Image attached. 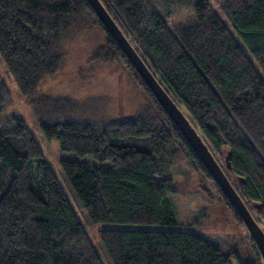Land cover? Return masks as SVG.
<instances>
[{
	"label": "trees",
	"instance_id": "obj_1",
	"mask_svg": "<svg viewBox=\"0 0 264 264\" xmlns=\"http://www.w3.org/2000/svg\"><path fill=\"white\" fill-rule=\"evenodd\" d=\"M100 1L264 230V78L243 48L264 73V0ZM80 28L104 39L87 62L120 66L141 92L130 118L86 119L73 98L40 91L61 71ZM0 57L48 140L110 163L62 161L91 222L155 227L101 229L113 264H264L234 206L87 0H0ZM11 104L0 81V264H104L23 118L4 116ZM183 163L211 184L238 225L226 241L178 223L171 196L179 186L168 174Z\"/></svg>",
	"mask_w": 264,
	"mask_h": 264
},
{
	"label": "rangeland",
	"instance_id": "obj_2",
	"mask_svg": "<svg viewBox=\"0 0 264 264\" xmlns=\"http://www.w3.org/2000/svg\"><path fill=\"white\" fill-rule=\"evenodd\" d=\"M217 11L224 18L221 12ZM223 20L229 26L227 21ZM73 40L74 43L66 48L67 61L63 64L61 71L46 80L40 91L46 95L73 98L79 102L81 112L84 113L82 117L86 119L95 118L93 112L103 114L102 116L113 120L127 119L133 116L136 108L141 104V92L132 84L126 71L114 63L89 64L87 62L94 49L103 44L102 32L93 28H80L75 33ZM243 48L264 78V73L256 60L244 46ZM0 81L7 85L12 96V104L3 111L4 116L16 115L23 118L62 189L71 201L102 262L113 264L101 242L99 236L101 229L155 227L91 222L64 174L62 161L88 162L106 169L111 167L110 163L98 162L90 156L80 157L75 153L63 150L59 141L48 140L33 117L32 105L21 94L1 57ZM168 175H172L178 182L179 192L172 195L171 200L176 219L182 227L214 242L226 241L232 234L239 232L240 229H238V225H235L233 216L220 202V198L215 194L211 184L189 169L186 163L174 167ZM232 264H234V260H232Z\"/></svg>",
	"mask_w": 264,
	"mask_h": 264
},
{
	"label": "water",
	"instance_id": "obj_3",
	"mask_svg": "<svg viewBox=\"0 0 264 264\" xmlns=\"http://www.w3.org/2000/svg\"><path fill=\"white\" fill-rule=\"evenodd\" d=\"M87 1L234 206L264 261V230L231 183L195 123L152 72L104 4L100 0Z\"/></svg>",
	"mask_w": 264,
	"mask_h": 264
}]
</instances>
